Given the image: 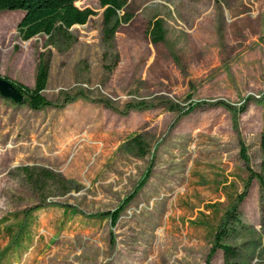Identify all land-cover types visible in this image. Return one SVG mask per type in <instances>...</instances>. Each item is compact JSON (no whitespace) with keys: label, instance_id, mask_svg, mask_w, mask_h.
Masks as SVG:
<instances>
[{"label":"rangeland","instance_id":"rangeland-1","mask_svg":"<svg viewBox=\"0 0 264 264\" xmlns=\"http://www.w3.org/2000/svg\"><path fill=\"white\" fill-rule=\"evenodd\" d=\"M77 6L94 15L71 46L0 13L1 77L34 87L52 57L50 106L0 96V264H225L216 235L264 160V0H128L114 47L100 1ZM239 216L233 262L264 264L257 179Z\"/></svg>","mask_w":264,"mask_h":264},{"label":"trees","instance_id":"trees-1","mask_svg":"<svg viewBox=\"0 0 264 264\" xmlns=\"http://www.w3.org/2000/svg\"><path fill=\"white\" fill-rule=\"evenodd\" d=\"M78 1L79 0H0V13L5 11L23 12L20 16L21 19L17 28L23 41L28 42L38 36L44 35L49 38L50 44H53L56 40H61L71 46L76 41V38H74L71 33L72 28L76 26H85L94 15V12L89 9H80L77 6ZM99 1L104 9V37L106 42L114 47L115 36L121 26V20L123 18L124 20H129L128 15L122 16V18L120 17L127 6L128 0ZM148 34L153 44L157 45L164 42L166 39V32L163 22L158 19L150 22ZM107 59L106 55L104 57V69L107 72L113 73L118 65L119 56H117V62L113 66L107 64ZM51 61L52 57L50 55H40L34 87H29L19 81L4 77L24 96L25 101L21 104H27L31 109L36 111L51 105L44 96V92L47 90L50 79ZM195 107L190 108L189 112L185 113H191ZM245 110L246 109L244 108L242 111ZM132 141L135 147L139 149V156L145 157L146 149L143 140L140 137H135ZM261 147L264 153V135L261 139ZM254 179L259 181L260 189L263 194L264 160L262 163V173L259 175L251 174L244 191L237 199L236 205L227 212L216 235L214 252L218 250L223 252L225 264H235L233 261L238 257L236 250L233 247L226 245L224 240L229 236V231L231 229L230 225L240 223V206L248 197ZM134 197L135 195H132L128 198L129 203H131V200ZM123 209L124 206H121L116 212H105L102 215L109 217L115 225Z\"/></svg>","mask_w":264,"mask_h":264},{"label":"water","instance_id":"water-1","mask_svg":"<svg viewBox=\"0 0 264 264\" xmlns=\"http://www.w3.org/2000/svg\"><path fill=\"white\" fill-rule=\"evenodd\" d=\"M0 95L15 104H21L25 101L24 96L15 88V86L4 77L0 76Z\"/></svg>","mask_w":264,"mask_h":264}]
</instances>
